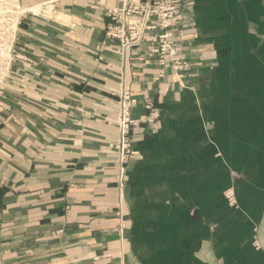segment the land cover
<instances>
[{
  "label": "crops",
  "instance_id": "0c3cea01",
  "mask_svg": "<svg viewBox=\"0 0 264 264\" xmlns=\"http://www.w3.org/2000/svg\"><path fill=\"white\" fill-rule=\"evenodd\" d=\"M139 1L21 0L29 114L0 116V264H264V2L183 0L179 78L151 42L107 37ZM123 81L133 118L147 97L160 116L133 127L121 182Z\"/></svg>",
  "mask_w": 264,
  "mask_h": 264
},
{
  "label": "rangeland",
  "instance_id": "374dc122",
  "mask_svg": "<svg viewBox=\"0 0 264 264\" xmlns=\"http://www.w3.org/2000/svg\"><path fill=\"white\" fill-rule=\"evenodd\" d=\"M180 8L183 7L182 3L184 2L183 0H180ZM146 2L144 1H139L138 3H130L128 2L127 5H125L124 7H126L125 9H123L121 12H126V10L129 7H134L135 4H138V6H142V4H145ZM171 4H174L175 6L177 5V2H171L169 7H171ZM179 5V2H178ZM177 5V6H178ZM23 7L24 4L21 2V0H0V116H5V117H10L9 118V122L10 124H15L19 115V110H23L24 111V107H22V109L19 107V98H18V90H17V85L19 84L20 78H19V67H21L22 64V59L20 58L19 54L22 50L19 49V45H18V39H17V21H18V17L19 15L23 12ZM116 11V10H113ZM113 11H111L110 13H108V17L110 19V22L108 24V28L111 26V28H113L114 26H117L119 24V22L117 20H112V18L110 17V14L113 13ZM120 11V10H119ZM117 12V11H116ZM119 12V13H121ZM124 21H130L132 22H136L137 20L140 19L141 17V13L138 9L135 10V12H129V14L124 15ZM183 18L181 19L180 22H182ZM179 22V23H180ZM107 28L108 32L110 29ZM171 33H172V40L176 41L178 47V55L179 57L183 60V62L185 64L184 67L182 69H175L172 64H168L164 62H161V49L164 48V43L156 38V40L154 42H151V48L148 51V55H150V57H155V60L157 61L158 64H160L161 66H166L169 65L171 66L172 70H173V74L176 75L177 77L181 78L183 77L184 73L187 71L189 63L188 61H186L182 54L181 51L179 49V43L177 41V36L182 35V32H178L179 29L173 27V29H170ZM112 31V30H110ZM162 30L159 28H156L154 30H152V33L154 35L159 34ZM128 34V33H126ZM109 38L112 39H118L121 45V51L124 53L126 52V50L128 51V47L126 49L125 45H122L121 39L119 37L115 36H108ZM142 42H148V41H138V43H142ZM150 42V41H149ZM175 43V44H176ZM138 44V45H139ZM137 45H131L129 47V50L133 47H135ZM164 57L166 58L167 55V51L163 52ZM161 73H163V71H161ZM123 87L120 91V87L118 88V90L116 92L113 93V96L116 97V102H117V111L115 112V115L113 117V123L116 126V118L117 116H119V112L121 114L122 112V103H121V99H122V95L124 94L123 91L127 90L128 95H130V97L132 99H134V103L132 104V106H130V112L129 115L131 117V119H133L135 121V124H131L130 128H129V133H128V142H129V147H128V152H124L120 146H118V143L116 144V139L113 143H110L109 146L113 149V151L116 154V167H115V171L117 172L116 174H118L119 176V181L124 182L125 181V173H126V159L127 157L132 153V140H131V131L133 129L134 126H136L138 123H145V124H152L155 122V120L160 116V111L159 109L155 106L154 101L152 100V98L147 97L146 99H144L143 101V107H144V113H142V115H140V117L138 119H135L132 117L131 115V110L132 108L136 105L137 103V98L136 95L129 89V87L127 86V83L125 81H123L122 83ZM121 97V99H120ZM150 104L152 109L154 110L153 112L156 113V117L152 120L153 122L150 123V121L145 120V117L148 116L151 112L150 109L146 108V104ZM22 111V112H23ZM8 112V113H7ZM26 114H29V111H24ZM1 120V118H0ZM2 124H4L1 121ZM5 125H6V121L4 124V131L5 130ZM3 125H1L2 127ZM7 132V131H6ZM0 140L3 141V143H7L9 142V140L6 139V137L4 135H0ZM118 164V165H117ZM117 169V170H116ZM120 193V191H119ZM225 196L227 198V200L229 202L232 201V192L230 190H228L227 192H225ZM11 237V236H10Z\"/></svg>",
  "mask_w": 264,
  "mask_h": 264
},
{
  "label": "built area",
  "instance_id": "2783aa9c",
  "mask_svg": "<svg viewBox=\"0 0 264 264\" xmlns=\"http://www.w3.org/2000/svg\"><path fill=\"white\" fill-rule=\"evenodd\" d=\"M171 2H179V5L175 6ZM180 0H152L138 6L135 4L134 7H129L126 12L113 11L110 14L112 20H117L119 24L111 28H108L112 31L106 32L108 36H117L121 39L122 45H125L126 48L131 45L139 44L138 41H150L154 42L156 38L160 39L164 43V48L161 49V62L172 64V66L179 70L184 67L183 60L178 55V45L175 41L172 40V33L170 29L173 27L177 28L180 25V21L183 18L182 9L180 6ZM264 2V0H263ZM138 9L141 13V17L136 22L124 21V15L129 14V12H135ZM121 12V13H119ZM180 22V23H179ZM159 28L162 31L159 34L154 35L152 30ZM128 33V34H126ZM167 51V57L165 58L163 52ZM121 103H122V112L116 118V129H117V139L116 144L121 147L124 152H128L129 142H128V133L131 124H135V121L131 119L129 112L130 106L134 103V99L128 95L127 90L123 91ZM147 109H150L151 112L148 116L145 117V120L153 122L152 120L156 117L150 104L145 105Z\"/></svg>",
  "mask_w": 264,
  "mask_h": 264
}]
</instances>
